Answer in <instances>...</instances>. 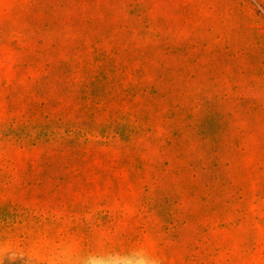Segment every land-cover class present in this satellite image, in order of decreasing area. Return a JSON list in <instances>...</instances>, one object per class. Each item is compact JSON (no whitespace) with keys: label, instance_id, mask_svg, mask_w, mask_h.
<instances>
[{"label":"rangeland","instance_id":"obj_1","mask_svg":"<svg viewBox=\"0 0 264 264\" xmlns=\"http://www.w3.org/2000/svg\"><path fill=\"white\" fill-rule=\"evenodd\" d=\"M264 264V0H0V264Z\"/></svg>","mask_w":264,"mask_h":264},{"label":"clouds","instance_id":"obj_2","mask_svg":"<svg viewBox=\"0 0 264 264\" xmlns=\"http://www.w3.org/2000/svg\"><path fill=\"white\" fill-rule=\"evenodd\" d=\"M88 264H101V262L97 261L95 259H91V260L88 261Z\"/></svg>","mask_w":264,"mask_h":264}]
</instances>
